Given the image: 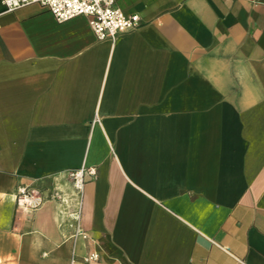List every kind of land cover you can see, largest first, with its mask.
I'll use <instances>...</instances> for the list:
<instances>
[{
	"label": "crops",
	"instance_id": "crops-1",
	"mask_svg": "<svg viewBox=\"0 0 264 264\" xmlns=\"http://www.w3.org/2000/svg\"><path fill=\"white\" fill-rule=\"evenodd\" d=\"M116 4L100 41L0 0V264H264V0Z\"/></svg>",
	"mask_w": 264,
	"mask_h": 264
},
{
	"label": "built area",
	"instance_id": "built-area-1",
	"mask_svg": "<svg viewBox=\"0 0 264 264\" xmlns=\"http://www.w3.org/2000/svg\"><path fill=\"white\" fill-rule=\"evenodd\" d=\"M5 10L12 11L30 4H39L48 9L55 20L63 22L79 15L86 16L96 38L114 41L120 34L140 26L138 14H127L116 4V0H3ZM96 175L93 167H81L68 171V176L78 193H82L87 178ZM17 203L23 210L39 208L44 198L36 189L22 185L17 189ZM75 235H83L77 226ZM98 254L91 253L86 261L96 260ZM70 264H78L72 260Z\"/></svg>",
	"mask_w": 264,
	"mask_h": 264
}]
</instances>
